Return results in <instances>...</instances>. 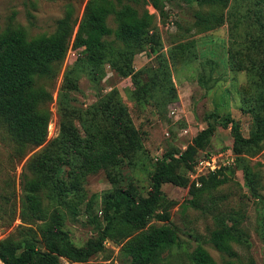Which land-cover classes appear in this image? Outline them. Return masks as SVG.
Here are the masks:
<instances>
[{
  "label": "rangeland",
  "instance_id": "obj_1",
  "mask_svg": "<svg viewBox=\"0 0 264 264\" xmlns=\"http://www.w3.org/2000/svg\"><path fill=\"white\" fill-rule=\"evenodd\" d=\"M88 1L0 0V37L8 29L18 28L25 31L29 40L52 35L69 5L75 10L74 17L81 19ZM164 5L165 20L152 6H146L155 15L159 44L139 48L128 65H121L122 71L107 63L96 76L79 61L80 50L71 48L55 74L40 81L52 95L47 104L51 112L48 138L43 145L21 149L0 122V241L25 242L34 238L37 248L44 252L41 230L56 225L72 245L84 248L97 241L106 224V197L117 190L148 197L160 161L170 153L179 158L186 152L195 137L208 127L206 118L210 114H215L219 122H238L246 138L255 128L257 118H264V0H229L225 4L201 6L186 0H168ZM197 13L214 14L220 23L210 30L203 29L196 24ZM108 25L116 30L115 16L108 19ZM108 39L118 44L115 36ZM71 82L75 88L65 90L72 86ZM111 93H116L126 106L142 148L122 158L116 166L75 182L68 167L58 171L64 156L58 159L53 151L61 135L59 95L67 100L72 126L85 136L97 124L107 123L96 112ZM215 127L205 148L189 156L178 173L191 182L198 181L200 176L214 173L207 172L202 163L217 156L221 168L216 171L222 170L230 179L221 187L223 203L219 201L218 210L225 215L244 214L240 227L247 241L233 244L236 257L218 251L209 241L215 228L214 215L189 203V188L165 183V199L159 212L170 213L167 224L175 228L179 238L163 255V264H193L192 255L198 245L209 252L216 264H264V141L259 153L244 156L260 182V197L254 198L244 172L238 168L231 125ZM49 156L46 173L59 180L40 193L43 213L37 217L23 205L25 184L41 176L34 164L48 160ZM163 224L154 219L150 226ZM30 232L33 238L28 235ZM124 244L107 240L105 251L89 261L77 263L62 258V263L136 264L124 255Z\"/></svg>",
  "mask_w": 264,
  "mask_h": 264
},
{
  "label": "trees",
  "instance_id": "obj_2",
  "mask_svg": "<svg viewBox=\"0 0 264 264\" xmlns=\"http://www.w3.org/2000/svg\"><path fill=\"white\" fill-rule=\"evenodd\" d=\"M168 0H89L81 19L75 18L72 5L67 7L63 18L58 20L52 35H43L29 40L21 28L8 29L0 37V122L4 124L12 139L21 148L41 146L48 138L51 112L47 104L51 93L40 85V81L52 77L56 68L67 57L69 50H80L79 61L88 65L96 76L99 69L112 63L115 67L128 65L135 51L145 45L159 44L155 15L146 6H152L161 19L167 17L165 11ZM190 4L216 5L229 0H186ZM115 16L116 30L108 25V19ZM197 26L210 30L220 23L214 14H196ZM78 27L77 32L75 29ZM154 32L153 34H151ZM115 36L113 43L108 38ZM65 90L75 88V83ZM64 93V92H63ZM64 94L67 95L65 92ZM61 115V135L53 147L58 159L64 156L59 170L71 169L74 181L78 182L91 174L116 166L122 158L130 157L142 148L139 133L132 125L126 106L116 93L109 94L97 107L96 113L102 114L107 123L97 124L91 131L81 136L72 126L69 106L63 94L59 95ZM215 114H210L208 127L201 131L193 144L179 158L170 153L160 161L152 176L149 196L137 197L126 190L109 194L104 202V221L96 242H89L84 248H76L68 240L67 234L56 225L44 226L41 239L45 251L37 248L33 239L16 242L12 239L0 241V260L4 264H63L62 258L73 262H87L95 254L105 251L107 240L121 241L122 251L136 264H163V255L178 243V234L173 226L167 224L171 215L163 208L162 187L171 183L189 188L192 198L189 203L205 213L214 215L215 228L211 230L209 241L220 252L236 257L233 244L247 241L241 229L245 219L240 212L225 215L218 210L219 201L223 203L221 187L230 179L219 170L198 181L178 173L186 159L203 150L216 131L215 124L225 127L231 125L234 139L233 151L237 156L238 168L242 169L248 187L254 198H259L260 182L246 164L247 156H254L261 150L264 141V118H257L255 128L249 138L243 136L238 122H219ZM49 159L37 161L34 169L41 176L25 184L23 205L34 216L43 213L40 193L54 184L59 177L46 173ZM228 169V168H225ZM224 170V169H223ZM235 172H231L233 175ZM199 185V186H197ZM119 213V218L117 214ZM156 219L161 226H150ZM31 231V230H30ZM193 264H216L209 252L198 245L192 255ZM227 264H236L232 261Z\"/></svg>",
  "mask_w": 264,
  "mask_h": 264
},
{
  "label": "built area",
  "instance_id": "obj_3",
  "mask_svg": "<svg viewBox=\"0 0 264 264\" xmlns=\"http://www.w3.org/2000/svg\"><path fill=\"white\" fill-rule=\"evenodd\" d=\"M217 160H218V157L214 156V157L210 158L209 160L205 161L204 163H202V164L207 166V168H206L207 172H209V173L215 172L217 169L221 168V166H219Z\"/></svg>",
  "mask_w": 264,
  "mask_h": 264
},
{
  "label": "water",
  "instance_id": "obj_4",
  "mask_svg": "<svg viewBox=\"0 0 264 264\" xmlns=\"http://www.w3.org/2000/svg\"><path fill=\"white\" fill-rule=\"evenodd\" d=\"M0 264H4V263L0 260Z\"/></svg>",
  "mask_w": 264,
  "mask_h": 264
}]
</instances>
